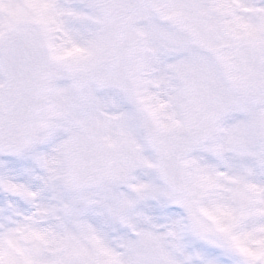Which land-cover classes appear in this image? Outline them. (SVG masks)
Listing matches in <instances>:
<instances>
[{"label": "snow or ice", "instance_id": "6c2138e0", "mask_svg": "<svg viewBox=\"0 0 264 264\" xmlns=\"http://www.w3.org/2000/svg\"><path fill=\"white\" fill-rule=\"evenodd\" d=\"M0 264H264V0H0Z\"/></svg>", "mask_w": 264, "mask_h": 264}, {"label": "rangeland", "instance_id": "374dc122", "mask_svg": "<svg viewBox=\"0 0 264 264\" xmlns=\"http://www.w3.org/2000/svg\"><path fill=\"white\" fill-rule=\"evenodd\" d=\"M9 14L11 15L12 19L15 21H18L22 18V13L19 9L13 8L9 10ZM152 153L149 151L146 155V157L143 160L142 165L140 166L139 170L135 171V176L131 178V187L130 191L132 194H141L146 193L151 190V186L145 183L138 182L135 177L142 176L144 171H154V164L153 160L149 159L148 157H151Z\"/></svg>", "mask_w": 264, "mask_h": 264}]
</instances>
